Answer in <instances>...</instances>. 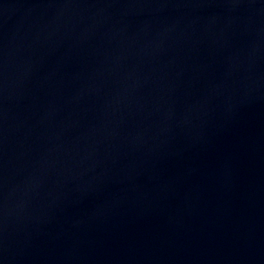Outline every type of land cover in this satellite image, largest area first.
I'll return each mask as SVG.
<instances>
[{"label": "water", "instance_id": "water-1", "mask_svg": "<svg viewBox=\"0 0 264 264\" xmlns=\"http://www.w3.org/2000/svg\"><path fill=\"white\" fill-rule=\"evenodd\" d=\"M0 264H264V0H0Z\"/></svg>", "mask_w": 264, "mask_h": 264}]
</instances>
